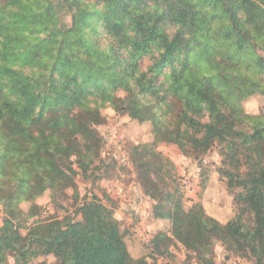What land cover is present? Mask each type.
<instances>
[{
  "label": "trees",
  "instance_id": "trees-1",
  "mask_svg": "<svg viewBox=\"0 0 264 264\" xmlns=\"http://www.w3.org/2000/svg\"><path fill=\"white\" fill-rule=\"evenodd\" d=\"M106 84L122 94H109ZM259 93L264 0H0V201L7 209L0 264H9L8 251L15 264H29L38 242L55 264H170L135 259L113 209L97 196L80 207L83 221L41 220L26 235L19 230L18 188L31 197L75 188V177H88L100 156V108L75 109L86 95L152 122L156 142L195 158L217 147L222 157L234 220L223 224L199 203L186 210L177 190L161 200L163 188L146 185L155 216L173 223L172 235L152 240L153 253L168 254L173 238L193 247L216 237L264 264V114L243 106ZM152 155L160 171L170 164L161 152Z\"/></svg>",
  "mask_w": 264,
  "mask_h": 264
},
{
  "label": "rangeland",
  "instance_id": "rangeland-1",
  "mask_svg": "<svg viewBox=\"0 0 264 264\" xmlns=\"http://www.w3.org/2000/svg\"><path fill=\"white\" fill-rule=\"evenodd\" d=\"M62 17L65 23L70 24L67 14L62 13ZM105 86L109 94H122L120 90L112 91L108 84ZM85 97L84 104L78 103L75 109L87 105L100 108L104 117L103 121L95 124L102 137L100 156L92 164L88 177L82 172L75 177V188L58 191L52 186L43 194L32 197L28 188H18L17 202L24 215H18L15 221L20 223L19 230L23 235L41 220L83 221L80 207L97 196L113 209L124 232L126 245L135 259L153 256L159 262L170 264H198L201 257L213 264H255L254 260L240 256L216 237L210 246L193 247H186L173 238L168 254L159 256L153 253L152 240L161 231L172 235L173 223L170 219L155 216L156 200L146 192L149 185L157 184L163 188L160 192L154 189L161 200L165 198L166 191L177 190L186 210L199 203L208 216L223 224L234 220L237 206L234 194L219 171L222 157L217 147L195 158L183 153L177 144L156 142L152 122H141L119 113L109 101L92 95ZM243 106L248 113L264 114V93L246 99ZM154 150L169 159L170 164L164 163L166 166L161 171L157 165L159 161L152 155ZM6 217L7 209L0 201V225H3ZM43 249L39 242L33 245L29 264L57 262L54 254H46ZM7 261L15 264V258L9 251Z\"/></svg>",
  "mask_w": 264,
  "mask_h": 264
}]
</instances>
